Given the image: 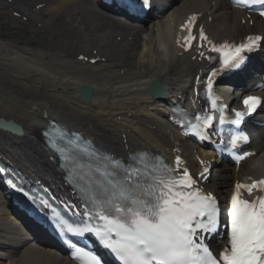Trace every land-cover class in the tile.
I'll list each match as a JSON object with an SVG mask.
<instances>
[{
    "label": "snow or ice",
    "instance_id": "1",
    "mask_svg": "<svg viewBox=\"0 0 264 264\" xmlns=\"http://www.w3.org/2000/svg\"><path fill=\"white\" fill-rule=\"evenodd\" d=\"M120 4L133 13L151 7L150 0H120ZM232 5L264 17V0H232ZM181 30L187 34L182 43H177L187 51L195 42L198 58L209 64L203 83L210 108L193 116L174 108L175 122L185 135L201 141L215 143L212 137L218 135L219 151L227 152L239 164L248 155L243 145L250 139L240 126L246 117L264 107V98L245 95L243 110L228 116L212 89L217 77L242 69L245 53L264 48V36L253 34L237 44H217L198 25L195 15ZM196 79L199 83L200 78ZM194 91L199 96V90L194 87ZM146 92L160 94L159 84L153 83ZM90 96L89 89H80L82 102ZM225 125H235L237 130L225 137ZM0 126L21 131L9 121H0ZM41 135L65 184L77 198L75 202H62L72 212L73 220L70 222L53 206L51 201L58 198L49 187H42L43 195H38L13 179L7 183L36 211L51 213L54 228L72 250L77 264H111L108 256L117 264H264V179L235 184L222 224L219 198L200 186V179H207L209 171L203 161L198 179L180 155L169 162L125 141L126 152L118 156L57 121H50ZM6 172V168H0V174ZM244 193L252 198H245ZM221 228L225 229L222 235ZM216 236L223 239L222 248L211 245ZM88 237L105 251L90 248Z\"/></svg>",
    "mask_w": 264,
    "mask_h": 264
},
{
    "label": "bare ground",
    "instance_id": "2",
    "mask_svg": "<svg viewBox=\"0 0 264 264\" xmlns=\"http://www.w3.org/2000/svg\"><path fill=\"white\" fill-rule=\"evenodd\" d=\"M15 3H23L30 21L52 29V35L57 34L64 42L43 41L37 53L12 43L0 44V118L13 120L24 132L16 137L0 131V157L14 158L35 175L39 174L37 165L50 163L41 131L53 118L83 130L119 156L126 152L125 141L136 149H184L187 143H182L164 122L166 102L143 93L156 80L164 86L166 99L186 94L199 64L178 55L172 45L174 31L188 15L198 13L215 39L237 40L254 32L262 33L259 23L253 28L243 24L242 12L231 9L224 0H174L167 13L161 18L151 16V22L140 31L95 8L90 0ZM41 4L47 7L48 19L30 18L31 6L35 11ZM58 18H63V24L52 27ZM95 51L97 54L93 55ZM80 55L105 61L85 66L77 60ZM81 85L94 90L89 103L80 104L77 99L75 89ZM255 149L261 150L262 155L246 163L239 173L218 167L208 188L223 199L237 180L263 177L264 138ZM199 154L204 156L202 151ZM48 167L54 174V168ZM1 211L0 208V264L5 259L9 264H73L52 249L26 244L16 250L13 243L18 240L19 227L8 222L12 218Z\"/></svg>",
    "mask_w": 264,
    "mask_h": 264
},
{
    "label": "rangeland",
    "instance_id": "3",
    "mask_svg": "<svg viewBox=\"0 0 264 264\" xmlns=\"http://www.w3.org/2000/svg\"><path fill=\"white\" fill-rule=\"evenodd\" d=\"M183 1H181L182 3ZM181 3L178 5L180 6ZM47 11V9H46ZM45 13L47 14L48 11ZM63 19V18H61ZM3 23V26L0 25V43L4 42V43H12L11 45H16V46H26L29 44V42H33L34 44L32 45V49H34L35 51L39 49V44L35 43L37 41L38 38H42L41 41H54V38L57 37L55 35H52L53 30L51 29L50 31V35L49 34H43L42 32L40 33H34L33 32V28L31 27H18L17 29H14L12 27H10L9 25H7L6 27H4L5 22H0ZM62 24V23H60ZM12 28V29H11ZM50 30V29H49ZM48 32V31H46ZM45 36V37H44ZM55 36V37H54ZM59 36V35H58ZM44 37V38H43ZM55 40H57V38H55ZM56 43H64L63 40L61 39V37H58V41H56ZM55 44V45H57ZM47 46V45H45ZM3 264H9L7 262H3Z\"/></svg>",
    "mask_w": 264,
    "mask_h": 264
},
{
    "label": "water",
    "instance_id": "4",
    "mask_svg": "<svg viewBox=\"0 0 264 264\" xmlns=\"http://www.w3.org/2000/svg\"><path fill=\"white\" fill-rule=\"evenodd\" d=\"M0 121H4V120H0ZM13 125H15L13 122H11ZM0 128L1 129H4V130H10V131H12L13 133H17V134H22V129H21V131L20 132H15V131H13V129L11 128V127H7V128H5V127H2V126H0ZM19 128V127H18Z\"/></svg>",
    "mask_w": 264,
    "mask_h": 264
}]
</instances>
